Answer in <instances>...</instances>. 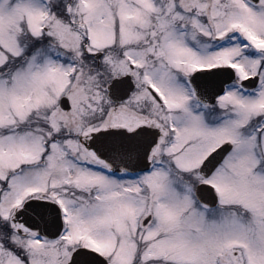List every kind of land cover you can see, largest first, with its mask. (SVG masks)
<instances>
[{
  "label": "snow or ice",
  "instance_id": "obj_1",
  "mask_svg": "<svg viewBox=\"0 0 264 264\" xmlns=\"http://www.w3.org/2000/svg\"><path fill=\"white\" fill-rule=\"evenodd\" d=\"M0 264H264V0H0Z\"/></svg>",
  "mask_w": 264,
  "mask_h": 264
}]
</instances>
